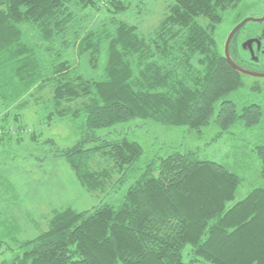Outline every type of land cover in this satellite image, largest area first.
Here are the masks:
<instances>
[{"label": "trees", "instance_id": "16d2710c", "mask_svg": "<svg viewBox=\"0 0 264 264\" xmlns=\"http://www.w3.org/2000/svg\"><path fill=\"white\" fill-rule=\"evenodd\" d=\"M100 1L0 0V141L11 139V109L16 121L35 105L46 123H71L80 138L52 155L65 157L86 191L108 196L144 153L100 129L139 118L200 135L213 121L218 137L259 123V103L238 110L222 99L246 87L216 37L243 0H174L147 35L120 18L127 0ZM91 8L107 15L90 27ZM82 58L93 76L82 72ZM246 89L264 91L257 82ZM253 151L263 183L233 204L238 172L176 147L147 161L119 201L55 210L8 264H264V141Z\"/></svg>", "mask_w": 264, "mask_h": 264}, {"label": "rangeland", "instance_id": "374dc122", "mask_svg": "<svg viewBox=\"0 0 264 264\" xmlns=\"http://www.w3.org/2000/svg\"><path fill=\"white\" fill-rule=\"evenodd\" d=\"M107 1L101 0L100 6ZM127 1L128 9L120 18L137 26L140 32L147 35L174 0ZM250 3L251 0L242 1L235 12L237 18L246 14ZM106 15L103 10L94 11L91 8L87 18L88 25L91 27L99 24ZM231 26L232 23L227 21L217 28L216 37L220 43L224 42V36ZM80 65L86 76L96 73L83 58ZM244 81L246 87L252 84L247 77ZM260 83L264 85V81ZM246 87H241L222 99H233L238 110L244 105L259 103L263 115L254 128L235 124L229 131L216 137L218 127L213 121L197 135L182 126L168 127L154 121L131 118L98 130V134L109 133L113 139L127 137L135 140L141 144L144 153L142 163L129 170L126 181L114 186L108 196L101 192L86 191L74 177L65 157L52 155L53 152L72 146L80 138V133L71 123L54 120L48 124L35 105L18 111L20 115L16 121L13 116L17 109H11V117L6 124L11 139L0 141V264H8L12 257L21 255L24 242L47 228L55 210L69 207L82 211L100 203L119 201L127 187L141 174L147 161L163 157L176 147L196 150L201 158L216 161L238 172L241 184L235 192V199L229 204L244 198L249 190L263 183L259 171L260 160L253 147L256 142L264 141V91L250 92ZM222 99L214 104L215 112ZM3 113L5 109L0 106V117ZM31 132L38 135L36 141L33 137L31 139ZM47 138H53L55 142L47 143ZM187 259L188 256L184 253V260Z\"/></svg>", "mask_w": 264, "mask_h": 264}, {"label": "flooded vegetation", "instance_id": "af4514ba", "mask_svg": "<svg viewBox=\"0 0 264 264\" xmlns=\"http://www.w3.org/2000/svg\"><path fill=\"white\" fill-rule=\"evenodd\" d=\"M238 9V8H237ZM236 10H234L227 21L232 26L227 30L225 39L228 32L235 27L238 22L245 18L253 17L261 19L264 17V0H251L245 15L236 17ZM224 39V41H225ZM231 41H233L231 43ZM228 47H234L236 51V59L238 66L249 72L257 73L261 76L245 75L253 85L264 81V19L261 21H248L242 25L238 31L235 32ZM224 42L221 48H223ZM262 84V83H261ZM252 85V84H251ZM264 87V85H263Z\"/></svg>", "mask_w": 264, "mask_h": 264}, {"label": "water", "instance_id": "95a60500", "mask_svg": "<svg viewBox=\"0 0 264 264\" xmlns=\"http://www.w3.org/2000/svg\"><path fill=\"white\" fill-rule=\"evenodd\" d=\"M262 19H264V17H262L261 19H256V18H253V17H249V18H245L243 20H241L240 22H238V24L233 27L229 32H228V35L224 41V45H223V48H224V58L227 60L228 63H230V65L235 69L237 70L239 73H242V74H245V75H255V76H261L257 73H251L247 70H244L243 68L239 67L234 61L233 59H231L230 57V54H229V48H228V45L231 41V38L233 37V35L235 34L236 31L239 30V28L244 25V23L252 20V21H261Z\"/></svg>", "mask_w": 264, "mask_h": 264}]
</instances>
